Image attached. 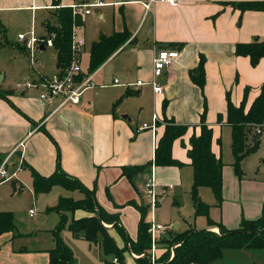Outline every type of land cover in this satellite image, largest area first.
I'll list each match as a JSON object with an SVG mask.
<instances>
[{"label": "crops", "instance_id": "obj_1", "mask_svg": "<svg viewBox=\"0 0 264 264\" xmlns=\"http://www.w3.org/2000/svg\"><path fill=\"white\" fill-rule=\"evenodd\" d=\"M175 1L0 0V24L5 31L4 36L0 33V55L7 48L17 47L30 56V50L19 37L16 41L8 38L17 16L28 13L34 20L38 12L48 10L56 17L55 12L62 7H70L74 15H79L74 13L73 4H93L89 14H80L83 24L74 26L73 42L81 41L79 58L83 75H92L95 84L85 91L80 103L59 107V101L43 102L39 97L40 88L25 86V83L37 81L42 75L52 76L40 71L37 60V67L31 65L33 71L22 75L21 80L6 84L7 74H2L0 165L7 162L8 171L16 172V176L0 184V188L5 186L0 189V211L9 210L6 206L8 197L16 191L17 185L23 189L24 183H30L33 187L34 173L49 176L60 170L78 178L87 188H95L99 204L109 213L120 212L121 225L133 240L137 238L140 220L137 205L149 206L147 221L150 225L154 222L165 226V232L161 233L165 239L188 229L219 232L218 226L209 225L207 216L195 214L190 193L194 180V168L188 155L190 139L200 134L201 116L206 110V123L213 129L212 150L224 163L221 204H217L215 195L214 199L210 197L207 191L210 187L199 189L201 199L211 206L209 216L228 229L238 228L244 217L256 219L261 216L264 178L257 174L249 175L245 163L259 154L264 144V125L259 136L260 146L243 160V175L239 176L233 166L232 127L227 121V113L229 100L239 106L246 87L250 88L246 103L248 110L264 84V58L254 66L250 57L236 53L238 43L264 39V11H242L231 3L256 0ZM92 17L98 28L91 38L88 67L84 68L86 25ZM49 24L50 21L46 20L48 36L40 37L43 41L53 35L48 30ZM125 31L129 34L125 43L99 68L91 70L92 44L102 35L113 36ZM43 41L39 48L45 50L49 45ZM160 50L177 51L179 54L159 77L164 85L163 94H156L151 82L154 79V57ZM202 58L206 78L203 88L191 77ZM106 68L107 73L104 72ZM61 69L58 67L56 73ZM139 80L143 84L138 85ZM166 118L188 126L186 133L173 143L172 154L182 163L180 166H157L153 163L155 150L165 132ZM153 122V129H141L143 124ZM148 163H151L150 168L136 174L133 180L124 173L126 167ZM152 175L155 176V190L160 199L172 191L174 198L186 196L190 200L192 210L185 213L187 218L182 227H179L175 214L164 213L162 200L154 209L150 207L145 184ZM57 186L61 185L46 193H36L33 188L36 201L44 200V209L55 206L61 197H73L55 194V198L52 192ZM78 191L81 196L76 199L83 198L84 194ZM90 215L92 213L79 209L70 215V220ZM58 216L60 218L59 213ZM15 223V230L0 234V264H49V250L55 246V237L50 233L41 239L36 233L40 229L34 227L31 233H26L29 236L35 234L34 237L26 241L23 238L27 235L20 232L19 222ZM105 225L118 246L124 247L126 241L123 236L112 224ZM61 236L74 252L77 264H93L97 256L98 262L104 264L99 244L89 243L68 227L62 230ZM163 240L155 244V250L151 248L148 251L152 264H156V259L168 251ZM142 256L144 254L138 255L131 248L125 253L127 264H138L137 259ZM173 256L174 249L170 258Z\"/></svg>", "mask_w": 264, "mask_h": 264}, {"label": "trees", "instance_id": "obj_2", "mask_svg": "<svg viewBox=\"0 0 264 264\" xmlns=\"http://www.w3.org/2000/svg\"><path fill=\"white\" fill-rule=\"evenodd\" d=\"M231 3L242 11H264V0ZM55 14L58 23L57 25L49 24L48 30L54 35L57 66L64 68L73 59L74 26L82 25L83 19L80 14L74 15L70 7L59 8ZM0 33L2 36L5 35L1 24ZM128 38L127 31L113 36L102 35L98 41L92 44L90 69L99 68ZM236 53L250 57L252 65L256 66L264 58V39L238 43ZM191 77L201 88L205 86L203 58L199 66L191 72ZM249 90L250 88L246 87L244 98L239 106L230 100L228 102L227 121L232 127V149L235 156L233 166L239 176L243 175V160L255 153L260 146L259 136L254 130L258 128L262 130L264 125V84L261 86L260 94L246 110ZM165 121V132L155 150L153 163L157 166H180L182 163L173 157L172 148L175 139L184 135L188 126L177 124L173 119L166 118ZM200 125L201 132L199 135L191 137V148L188 150L194 168V180L190 193L196 208L195 214L207 216L209 225L218 226L220 232L216 233L208 229H188L171 239H164L163 242L168 246L178 245L174 248L172 258H170L168 250L156 259V264H211L223 256L226 248L264 249V204L260 217L256 219L244 218L236 229H228L222 222H216L209 216L211 206L201 199L199 189L202 186L210 187L216 197L217 204H221L224 163L212 150L213 129L206 123V110L201 116ZM150 166L151 163L138 167H126L124 173L133 180L136 174L149 169ZM56 185L73 191L80 190L84 197L79 199L61 197L55 206L48 208V211H56L60 214L59 222L53 230L55 246L49 250V264H77L74 252L61 236L62 230L66 227L75 234H81L89 243L99 244L104 264H127L125 253L129 248L138 255L144 254L137 259L138 264H152L148 252L153 246L150 233L151 225L147 221L148 205H137L140 220L137 238L133 240L121 225L120 212L109 213L99 204L95 188H87L78 178L60 170L49 176H42L38 173L33 175V188L36 193L49 192ZM118 206L123 207V205ZM79 209L90 212L92 215L81 218L72 217L70 220V215ZM105 223L112 224V227L123 236L126 241L124 247L118 246ZM15 229L13 212L0 211V234ZM110 255H113L114 259L110 260Z\"/></svg>", "mask_w": 264, "mask_h": 264}, {"label": "rangeland", "instance_id": "obj_3", "mask_svg": "<svg viewBox=\"0 0 264 264\" xmlns=\"http://www.w3.org/2000/svg\"><path fill=\"white\" fill-rule=\"evenodd\" d=\"M94 11L96 10L94 9ZM46 20L50 21L51 25H56L57 23V18L52 15L51 11L48 10L38 12L34 20L32 16L28 13L22 14L21 16H17L9 29L8 38L10 40L16 41L18 39L17 34L23 33L29 36V34L33 30L39 38L43 36H48V31L45 27ZM87 24L88 25H86V51L85 53H83L82 57V66L84 68L88 67L89 46L93 41L91 38H93V36L96 34L98 28L97 23L93 21V17L90 18ZM34 57L39 62L38 68L41 72L49 75H53L57 72L58 67L56 65L55 48H50L48 46L45 50H42L39 48L38 44L34 50ZM30 59V56L25 55L24 52L18 49L17 47L5 49L4 54L0 55V79L3 75L5 76V74H7L6 84H10L14 80H21L23 78L22 75H29V73L33 71ZM104 72L107 73L108 68L104 69ZM258 130L259 129H255L254 132L256 133V135L260 136L261 132H259ZM245 169L249 175L257 174L258 176H260V178H264V144L262 145L261 150H259V154H257L254 158H250L246 161ZM7 185H10V183L8 182ZM24 185L25 186L23 187V189L22 187L17 185L16 191L13 193L12 191L10 192L12 194L9 195L8 204L6 205L7 208H9L8 211L13 210L15 222H19L18 224L20 225V232H23L25 235H27L26 238L23 239L29 241V239L34 237L33 235L35 234L31 236H29V234H26L31 233L34 227H38L40 229L36 233H38L41 239H44L50 233L54 236L53 230L56 228L59 222L58 213L54 211L51 213L46 212L48 211V209L46 210L42 206L44 200L36 201L32 184L24 183ZM207 191L210 197L214 199V194L212 190L210 188H207ZM52 193H54V195L56 194L57 196L59 194H67L73 196L74 198H77V196H81L78 190L68 191L61 186L55 187L54 192ZM56 195L55 198L57 197ZM186 198V196H184L183 198H174L172 191H169L167 194H165L163 198H161V205H163L162 207L164 213L170 215L172 213L175 214V218L179 222V227H182V222L185 220V218H187L185 215L187 210H192V204L190 200H187L188 198ZM30 208H33L35 211L34 217H31L29 215ZM241 222L242 220L240 221L239 226ZM173 225L174 224L171 225L172 229H174ZM164 232L165 230L163 231V233ZM178 234L179 233L175 234V236H177ZM162 238L165 239L164 237H161L160 234L156 238L157 242H160ZM53 240L55 242V239ZM174 247L175 244L167 247V249L170 251V254ZM93 264H100V262H98V256ZM213 264H264V249L226 248L224 249L223 257L221 259H218L216 262L214 261Z\"/></svg>", "mask_w": 264, "mask_h": 264}, {"label": "built area", "instance_id": "obj_4", "mask_svg": "<svg viewBox=\"0 0 264 264\" xmlns=\"http://www.w3.org/2000/svg\"><path fill=\"white\" fill-rule=\"evenodd\" d=\"M172 3H176L175 0H171ZM93 4H73L72 8L74 13L85 15L91 12L90 7ZM19 39L22 42H25L28 49L30 50V57H31V65L33 68L37 67V62L34 57V50L38 44L41 43L39 37L34 35L32 31L29 37L26 34L20 33L18 35ZM54 35L51 38L44 40L43 42L49 46H54L53 42ZM81 41L75 40L73 42V59L70 64L63 69H61L58 73L53 74L52 76H44L42 75L37 81H30L25 83L26 87L32 88H40V99L45 103H54L55 101H59V107L68 105V104H78L81 102L82 96L88 89L92 88L95 84L92 79V75H83L82 67L80 64L79 54L81 51ZM177 51H169V50H160L156 53L154 57V79L152 80V85L156 94H163L164 92V85L160 82L159 77L163 74V71L169 68L174 58L178 57ZM118 81V80H116ZM138 85L143 84L142 80L137 81ZM155 121L157 116L154 117ZM155 126L154 122L151 124H143L141 129H153ZM259 129V128H258ZM259 132L262 130L259 129ZM16 176V172L10 173L7 169V162H3L0 165V184L5 181L9 180ZM156 187V180L155 176L152 175L149 178L148 182L145 184L146 193L149 195L150 198V207L154 209L161 201L157 191L155 190ZM35 213L34 209L30 210L31 216ZM165 226L161 224H157L152 222L150 226V233L153 239V247L152 250H155V244L157 242V237L163 233L165 230ZM178 244L175 245V247ZM155 264V263H153Z\"/></svg>", "mask_w": 264, "mask_h": 264}, {"label": "water", "instance_id": "obj_5", "mask_svg": "<svg viewBox=\"0 0 264 264\" xmlns=\"http://www.w3.org/2000/svg\"><path fill=\"white\" fill-rule=\"evenodd\" d=\"M42 48H43V46H42ZM113 258H114L113 255H110V256H109V259H110V260H112Z\"/></svg>", "mask_w": 264, "mask_h": 264}]
</instances>
